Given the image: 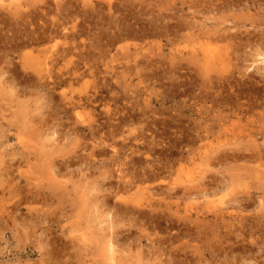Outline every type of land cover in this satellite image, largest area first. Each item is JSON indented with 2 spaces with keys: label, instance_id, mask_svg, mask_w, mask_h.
I'll return each mask as SVG.
<instances>
[{
  "label": "rangeland",
  "instance_id": "rangeland-1",
  "mask_svg": "<svg viewBox=\"0 0 264 264\" xmlns=\"http://www.w3.org/2000/svg\"><path fill=\"white\" fill-rule=\"evenodd\" d=\"M0 264H264V0H0Z\"/></svg>",
  "mask_w": 264,
  "mask_h": 264
},
{
  "label": "bare ground",
  "instance_id": "bare-ground-1",
  "mask_svg": "<svg viewBox=\"0 0 264 264\" xmlns=\"http://www.w3.org/2000/svg\"><path fill=\"white\" fill-rule=\"evenodd\" d=\"M231 3V2H230ZM232 4V3H231ZM261 40V39H260ZM114 244V243H113ZM112 245V244H111ZM112 250V249H111ZM111 263V262H110Z\"/></svg>",
  "mask_w": 264,
  "mask_h": 264
}]
</instances>
